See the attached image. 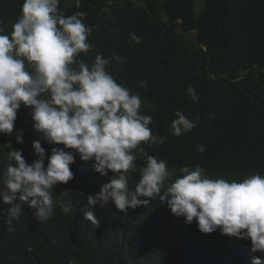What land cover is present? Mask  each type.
I'll use <instances>...</instances> for the list:
<instances>
[{"label": "trees", "instance_id": "16d2710c", "mask_svg": "<svg viewBox=\"0 0 264 264\" xmlns=\"http://www.w3.org/2000/svg\"><path fill=\"white\" fill-rule=\"evenodd\" d=\"M23 2L0 0L4 34L12 31ZM77 2L68 6L61 0L59 10L65 16L82 13L91 29L92 48L79 59L91 65L97 55L121 57L122 62L112 61L109 73L140 97L141 114L152 117V135L166 138L162 144L149 140L139 146L166 162L172 175L165 188L183 175L184 166H200L206 177L229 182L264 175V0ZM141 81H147V90L138 86ZM189 86L198 102L190 98ZM178 110L197 126L176 137L170 126ZM20 131L23 144L16 142ZM34 139L40 137L32 128L30 109L21 106L13 133H0V169L12 149L22 150L30 164ZM9 143L11 149L5 146ZM41 144L48 155L53 147H63L42 139ZM134 155L130 186L145 165L143 153ZM71 170L74 179L54 188V213L43 223L26 208L8 224L11 206L0 199V264H252L260 255L251 252L249 240L228 238L219 230L201 233L195 221L185 224L158 198L126 213L111 203L96 207L95 226L84 220L81 209L108 178L79 156ZM69 203L72 210L65 215L61 209Z\"/></svg>", "mask_w": 264, "mask_h": 264}, {"label": "clouds", "instance_id": "9594fccd", "mask_svg": "<svg viewBox=\"0 0 264 264\" xmlns=\"http://www.w3.org/2000/svg\"><path fill=\"white\" fill-rule=\"evenodd\" d=\"M60 2L24 0L10 34L0 28V133H13L23 106L30 109L32 128L40 137L32 141L35 159L30 164L22 150L12 149L0 169V199L11 206L8 224L26 208L36 220H49L56 203L53 190L74 179L71 165L79 156L82 162H93L94 171L108 178L98 193L87 196V207L81 209L85 221L98 226L96 207L111 203L126 213L158 198L185 224L195 221L203 234L219 230L228 238L249 240L251 252L260 253L252 264H264V175L229 182L206 177L200 166H184L183 175L165 188L172 175L166 162L139 146L149 140L162 144L166 138L152 135V117L141 114L140 97L109 73L112 61L122 62L121 57L97 55L91 65L79 59L92 48L88 42L91 29L81 19L82 13L65 16ZM130 38L141 43L135 34ZM138 86L147 90V81ZM187 92L199 101L194 87L189 86ZM174 115L170 127L176 137L197 126L179 110ZM41 139L63 147H53L48 155ZM16 142L24 143L23 131L16 134ZM5 146L12 148L10 143ZM196 148L205 151L203 145ZM136 150L143 153L145 165L138 182L130 186ZM71 210V203L61 209L65 215Z\"/></svg>", "mask_w": 264, "mask_h": 264}, {"label": "rangeland", "instance_id": "374dc122", "mask_svg": "<svg viewBox=\"0 0 264 264\" xmlns=\"http://www.w3.org/2000/svg\"><path fill=\"white\" fill-rule=\"evenodd\" d=\"M65 4L70 6V5H75L77 4V0H64Z\"/></svg>", "mask_w": 264, "mask_h": 264}]
</instances>
